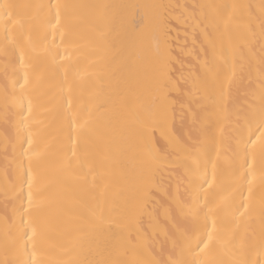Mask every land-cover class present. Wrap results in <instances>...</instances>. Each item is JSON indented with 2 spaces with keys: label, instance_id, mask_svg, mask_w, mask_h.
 <instances>
[{
  "label": "bare ground",
  "instance_id": "obj_1",
  "mask_svg": "<svg viewBox=\"0 0 264 264\" xmlns=\"http://www.w3.org/2000/svg\"><path fill=\"white\" fill-rule=\"evenodd\" d=\"M0 264H264V0H0Z\"/></svg>",
  "mask_w": 264,
  "mask_h": 264
}]
</instances>
